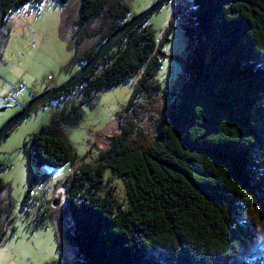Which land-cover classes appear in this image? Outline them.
<instances>
[{
  "label": "trees",
  "instance_id": "trees-1",
  "mask_svg": "<svg viewBox=\"0 0 264 264\" xmlns=\"http://www.w3.org/2000/svg\"><path fill=\"white\" fill-rule=\"evenodd\" d=\"M44 1L0 0V29L11 12ZM187 1L189 54L164 93L154 71L170 23L155 40L145 19L61 94L76 91L83 105L133 80L108 152L73 168L58 134L73 107L24 143L35 168L70 166L60 237L75 264H264V0ZM127 14L124 0H80L72 61L88 62Z\"/></svg>",
  "mask_w": 264,
  "mask_h": 264
},
{
  "label": "rangeland",
  "instance_id": "rangeland-1",
  "mask_svg": "<svg viewBox=\"0 0 264 264\" xmlns=\"http://www.w3.org/2000/svg\"><path fill=\"white\" fill-rule=\"evenodd\" d=\"M79 1L69 0L63 7L52 0H45L38 8L24 6L11 12L0 29V128L32 98L64 84L81 68L79 63L72 61L69 38L71 20L78 12ZM155 1L124 0L128 7L126 19L145 11ZM172 2L168 9V3H164L145 21L155 40L164 35L165 27L170 23L166 31L168 40L162 43L163 56L154 71V79L160 83L163 93L164 87H168L181 71V63L190 48L180 25L191 12V2ZM175 12L178 17L172 18ZM63 14L67 21H62ZM57 80L59 85L44 90L46 83ZM18 84L22 88L16 93ZM132 85L133 80H124L116 87L95 94L83 105H78L80 96L76 91H71L68 96L58 94L61 95L60 102L51 99L37 105L0 140V181L8 199V204H4L0 197V229L5 234L0 243V264H53L59 261L75 264L74 250L63 245L60 237L67 218L64 222L56 221L54 216L56 213L61 215L64 208L70 166H43L37 174L38 169L26 160L24 143L30 135L39 133L41 127L51 124L60 112L68 113L73 107L67 122L58 125V134L69 144L75 157L73 168L93 165L98 155L108 152L115 144L112 138L119 134L122 125L116 117L123 112ZM163 98L161 95L158 99L162 101ZM147 114L145 110L141 115ZM33 180L47 183V190L34 200L31 197L25 200L24 195L28 189L30 191ZM110 181L120 186L117 180L111 178ZM28 194L32 196V193Z\"/></svg>",
  "mask_w": 264,
  "mask_h": 264
},
{
  "label": "water",
  "instance_id": "water-1",
  "mask_svg": "<svg viewBox=\"0 0 264 264\" xmlns=\"http://www.w3.org/2000/svg\"><path fill=\"white\" fill-rule=\"evenodd\" d=\"M168 0H156L148 9L133 16L126 22H124L118 29H116L104 42L97 47L91 59L83 64L76 74L68 78V80L55 88H50L38 96L32 98L24 108L13 117H10L6 123L0 128V140L5 137L6 133L11 130L20 120L26 117L29 112L37 105H41L46 101L51 100L56 95L65 92L66 90L74 87L76 84L87 76L94 68L95 64L101 59V57L121 38H123L130 30L135 26L140 25L145 19H147L153 12L159 10V8Z\"/></svg>",
  "mask_w": 264,
  "mask_h": 264
},
{
  "label": "built area",
  "instance_id": "built-area-1",
  "mask_svg": "<svg viewBox=\"0 0 264 264\" xmlns=\"http://www.w3.org/2000/svg\"><path fill=\"white\" fill-rule=\"evenodd\" d=\"M170 1L171 0L167 1L168 4L166 6V9L169 8ZM21 88H22V86L20 84H18L15 92L17 93L18 90H20ZM46 186H47V183L42 182L41 180H35L33 185H31L30 191H29L30 193H32V196L29 195L28 199H30V197H31V200H34L40 193H42V192L47 190V189L45 190ZM31 200H30V203H31Z\"/></svg>",
  "mask_w": 264,
  "mask_h": 264
},
{
  "label": "crops",
  "instance_id": "crops-1",
  "mask_svg": "<svg viewBox=\"0 0 264 264\" xmlns=\"http://www.w3.org/2000/svg\"><path fill=\"white\" fill-rule=\"evenodd\" d=\"M190 8H191V5H190ZM64 19H65V21H67V16L65 15V14H63L62 15V21H64ZM67 24V23H66ZM59 80V79H58ZM58 80L56 81V83H46V85H45V88H44V90H46V89H48V88H50V87H54V86H57V85H59V83H57L58 82ZM60 82V81H59ZM62 84V83H61ZM70 170V169H69ZM40 172V168L37 170V174ZM69 172V171H68ZM68 172H66V173H68ZM65 173V174H66ZM67 176V175H66ZM34 181V180H33ZM32 181V182H33ZM51 181V180H50ZM43 193V192H42ZM41 194V193H40ZM39 194V195H40ZM29 194L27 195V197H26V199L25 200H27L29 197ZM0 197H2V199H1V201L4 203V204H8V199L6 200V196L3 194V191L1 192V194H0ZM8 198V197H7ZM25 200L23 201V204H22V206L24 205V202H25ZM29 200V199H28ZM1 211H2V209H1ZM1 218H2V215H1ZM57 218L55 217V220H56ZM61 221H63L64 222V217H63V214L61 213V215H60V218H59ZM0 221H1V219H0ZM57 221V220H56ZM1 230V229H0ZM62 230H63V227H61V232H62ZM53 264H57V262L56 263H53Z\"/></svg>",
  "mask_w": 264,
  "mask_h": 264
}]
</instances>
